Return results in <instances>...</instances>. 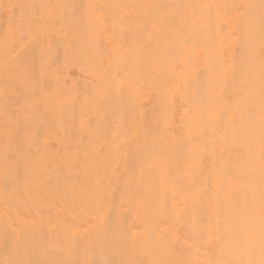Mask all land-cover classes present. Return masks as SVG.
<instances>
[{"label":"bare ground","instance_id":"bare-ground-1","mask_svg":"<svg viewBox=\"0 0 264 264\" xmlns=\"http://www.w3.org/2000/svg\"><path fill=\"white\" fill-rule=\"evenodd\" d=\"M245 3L260 0H0V261L218 258L243 227L249 143L259 175V115L249 135L235 104L264 59ZM13 48L26 80L4 68Z\"/></svg>","mask_w":264,"mask_h":264},{"label":"snow or ice","instance_id":"snow-or-ice-1","mask_svg":"<svg viewBox=\"0 0 264 264\" xmlns=\"http://www.w3.org/2000/svg\"><path fill=\"white\" fill-rule=\"evenodd\" d=\"M40 9L48 8H63L64 5H40ZM90 8L99 10V6L89 5ZM137 8L158 10L160 13H165L163 16H159L160 23L166 24L169 28H175V15L168 18L166 9L169 6L157 5V4H145L136 5ZM233 10L238 13L241 18H246L248 21L253 19L252 10L259 8L261 29L264 32V0H260L259 5L254 4H237L233 5ZM40 19L43 21L41 25L45 30H55L57 15L40 13ZM130 19V18H129ZM115 26V22H114ZM22 30V29H21ZM21 45V50L25 49L29 45V41L20 40L17 41ZM7 45V41H6ZM11 60L5 59L4 68L9 73H17L22 80L27 79V66L18 67L20 52L14 48L11 50ZM8 49L6 47V56L8 55ZM240 110L250 117L251 129L248 131L249 135L255 133V116L259 115V175H256L255 160L256 156L249 143L248 157L244 162V168L247 169L246 183V199L244 204L240 208V216L243 222V227L240 231L235 232L234 235H228L225 233L224 237L220 238V251L218 258L215 260H204L200 264H264V59L261 60L259 69V88L257 92V84L253 76H249L248 86L245 90L238 93L237 100L235 101ZM211 107V106H210ZM209 119L212 117L211 111H209ZM27 140L29 146H31V134H27ZM10 139L6 138L4 147V160L7 166L10 160ZM23 151V144L18 143L17 152ZM8 175L7 167L5 170V176ZM259 204V211L256 210V205ZM23 224L18 228L16 223L13 222L5 229L4 243H8V228L10 227L13 232H16V246L18 247L20 238L23 235ZM199 251V249H198ZM0 264H97L96 261H72L65 260L63 262H55L48 260H32V259H7L0 261ZM161 264H194L192 260H179L175 262H161Z\"/></svg>","mask_w":264,"mask_h":264}]
</instances>
